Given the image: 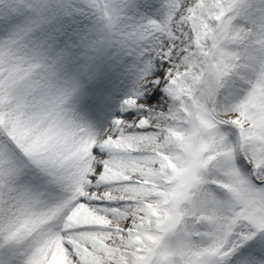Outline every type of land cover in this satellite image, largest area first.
Wrapping results in <instances>:
<instances>
[{
  "label": "snow or ice",
  "instance_id": "obj_1",
  "mask_svg": "<svg viewBox=\"0 0 264 264\" xmlns=\"http://www.w3.org/2000/svg\"><path fill=\"white\" fill-rule=\"evenodd\" d=\"M0 264H264V0H0Z\"/></svg>",
  "mask_w": 264,
  "mask_h": 264
}]
</instances>
